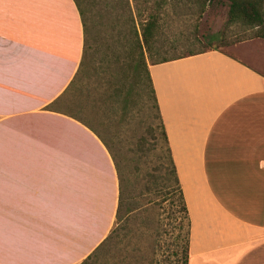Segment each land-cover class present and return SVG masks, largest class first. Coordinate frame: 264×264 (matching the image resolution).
Here are the masks:
<instances>
[{"label": "crops", "instance_id": "obj_1", "mask_svg": "<svg viewBox=\"0 0 264 264\" xmlns=\"http://www.w3.org/2000/svg\"><path fill=\"white\" fill-rule=\"evenodd\" d=\"M264 43L148 63L191 217L189 264H264ZM74 0H0V264H80L116 223L100 136L54 108L83 57Z\"/></svg>", "mask_w": 264, "mask_h": 264}, {"label": "rangeland", "instance_id": "obj_2", "mask_svg": "<svg viewBox=\"0 0 264 264\" xmlns=\"http://www.w3.org/2000/svg\"><path fill=\"white\" fill-rule=\"evenodd\" d=\"M163 16L152 58H148V62L162 57H177L189 51L218 47L230 54H241L260 64V59H253L252 54L238 49L242 42L264 43L263 37L254 36L257 27L231 22L228 6L219 1L203 4L200 0H176L168 6ZM97 30L98 33L102 31L99 27ZM92 44L95 47L94 41ZM124 60L117 61L113 55L102 56L91 49L77 83L54 104V108L74 114L91 125L123 160L124 165H127L131 173L130 179L134 181L136 166L129 148L141 147L142 138L147 137V146L152 150L149 157L139 163L142 176L154 169L164 148L159 134L157 133L158 137L155 139L150 133L153 111L144 104V97L137 93L142 84H137L136 90H131L136 70L130 62ZM111 82H117L122 89V102L116 110L108 100L109 91L103 93ZM116 119H119V123ZM146 180L143 179L142 183ZM130 190H134V185ZM178 197L176 191L175 212V206L170 199L162 201L161 195L152 192L141 200L144 204L150 203L145 210H136L127 218L117 220L106 254L109 264H150L152 259L162 264L165 245L162 236L159 237L158 234L164 229L170 232V243H173L176 236V245H172L170 249L175 253L186 227L185 221L180 217ZM147 219L150 220V229L142 228L143 221ZM173 253L170 259L177 264V256Z\"/></svg>", "mask_w": 264, "mask_h": 264}, {"label": "trees", "instance_id": "obj_3", "mask_svg": "<svg viewBox=\"0 0 264 264\" xmlns=\"http://www.w3.org/2000/svg\"><path fill=\"white\" fill-rule=\"evenodd\" d=\"M74 1L78 7L84 26V51L80 67L69 87L66 89V92L71 90V88L77 83V80L84 69L85 60L91 49H93V52L96 54H101L102 56L113 55L117 61L125 59L130 62L132 67L136 70L131 90H136V85L142 84V86L139 87L140 91L137 89V93L138 95L144 97V104L153 111V122L150 126V133L155 139H157L158 133L159 137H161V140L163 141L164 149L160 152V155L157 158V165L151 172L142 176L143 173L139 163H142L144 158H148L150 151L152 150L150 146H147V137H143V144L141 147L129 148V151L133 155L132 161L135 164L134 166H136L133 173L135 180L131 181V173L128 171L127 165H124L123 160L114 153L113 149L104 140V138L101 137V135H99V133H97V131L83 119L75 116L74 114L65 113L80 120L94 130L105 143L114 159L119 179V204L116 221L122 219L123 217L127 218L136 210H145L147 205L150 203L147 202L144 204L141 200L152 192H157L161 195L162 201L170 199L175 206L174 211L176 212V191L178 192L180 217L185 221L186 227L182 233L180 242L177 244V250H175V253L170 251V249L172 248V245H176V236L173 243H170L168 241V235L170 234L168 229H164L162 233L158 234L159 237L162 236V240L165 245V248L163 249L162 264H176V262L170 259L172 253L177 256V264H189L192 226L191 217L176 170L175 160L172 155L166 127L156 95V89L148 65V58H152V50L161 29V21L164 17L163 15L168 6L175 3L176 0ZM200 1H202L203 4L219 1L223 5H227L229 20L231 22H242L257 27V31L254 36L264 38V0ZM98 27L102 30L101 33H98ZM95 30H97L96 34L94 33ZM212 36L215 37V35ZM92 41H94L95 47H93ZM208 49H218V47H210ZM205 50L207 49L189 51L186 54H181L172 58L162 57L159 60L152 59L150 60V63L164 62ZM96 88L100 89L99 86ZM121 90L122 89L117 82H111L109 86L104 89L103 93L109 91L108 100L111 102L114 110H116L122 102ZM116 122L119 123V119H116ZM143 179H147L145 183H142ZM133 185L134 190L131 191L130 187ZM142 226L144 229H150V220L147 219L143 221ZM113 233L114 227L104 241H102V243L95 249V251L80 264H109L106 259V254L109 249V243L113 237ZM150 264L160 263H156L155 260L152 259Z\"/></svg>", "mask_w": 264, "mask_h": 264}]
</instances>
